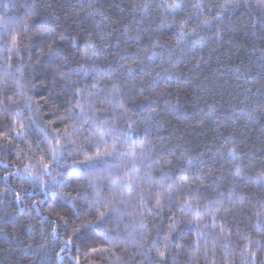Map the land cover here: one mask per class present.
Segmentation results:
<instances>
[{
  "label": "trees",
  "instance_id": "1",
  "mask_svg": "<svg viewBox=\"0 0 264 264\" xmlns=\"http://www.w3.org/2000/svg\"><path fill=\"white\" fill-rule=\"evenodd\" d=\"M130 3L132 0H0V28L7 21L23 18L29 5L35 8L32 23L36 25L27 36L21 38L20 56L23 57V64L13 55L10 61L12 69L7 77L2 69L8 53L0 49V106L7 104L9 98L20 100V89L14 83L18 78L24 85V91L35 102V108L44 117L43 122L55 121L52 126L63 129L59 118L67 115L65 108L68 105L58 97L62 85L54 82L58 76L55 65L50 63L53 58L42 55L47 52V45L52 41L39 26L50 24L54 38L58 35L66 37L64 41L57 40L53 47L58 56H67L70 66L75 67L84 63L82 55L87 43L96 44L98 48L101 46L100 35L111 33L107 41L109 44L124 39L125 22L131 26L133 21L128 7ZM234 3L250 4L251 11H229L227 28L220 29L223 39L215 40L216 33L213 30L210 33L213 39L207 47L202 51L197 49L195 53L190 52L177 69L170 70L172 79L158 86L153 81L158 80L157 74L162 76L163 72L147 61L146 57L151 55L152 50L146 46V39L139 46L130 45L127 54L143 61L145 68L151 72L150 76H143L137 71L134 78L129 79L126 71H120L118 65L121 63L134 68L130 59H119L120 55H125L123 44L119 53L105 54L107 59L102 64L106 71L117 73L111 80L102 81L101 86L105 89H110L113 82L121 84L125 91H135L140 87L146 90L155 88L151 97L152 107L149 109L152 112L151 123L155 126L149 135L151 145L155 146L152 159L159 160L161 164L170 159L171 164L164 171L174 179H182L181 174L184 173L198 184L200 181L195 178L202 176L201 192L209 196L215 195L218 185L219 191L227 195L234 183L232 175L236 163L245 169L243 175L253 179L264 173V25L257 23L253 27L251 19L253 15H260L261 0H234ZM89 12H104L112 21L104 33H98L95 27L104 17L89 16L86 14ZM135 19L140 20L141 17L136 15ZM157 23L159 19L153 17L145 22V27H155ZM129 34L134 35L135 29ZM73 41L77 43V48L72 47ZM174 42L175 38L171 34L161 40L165 45ZM213 49L216 51L213 52ZM156 63L159 64V61ZM17 69H22V76ZM24 115L31 116L33 111H25ZM9 128H5V131ZM88 134L85 129L73 139L84 143ZM228 137L233 138L239 147L242 159L236 163L227 156L222 159L217 156V151ZM39 138V133H28L31 153L19 139L13 138L11 145L0 142V161L18 164L15 153L20 149L29 156L33 153L36 157L43 156L36 145ZM44 147L46 145H41V148ZM173 152L175 156L170 155ZM87 154L93 155L94 152L90 150ZM198 160L201 162L199 166L190 170L188 162L195 164ZM44 161L50 162V157L44 156ZM71 163L69 159L60 168L66 180L69 177L65 168ZM20 166L22 169L23 165ZM12 171V168L0 167V226L6 232V235L0 233V264H72L66 253H60V248L69 238L77 249L71 255L79 256L80 264H113L110 253L91 254L82 243L92 235L95 238L89 242L90 247L110 248L107 240L94 233L76 235L72 231L84 219H95L88 215L87 205L80 201L88 191L82 181L71 179L63 187H54V194L49 197L39 187L17 176L5 180V173ZM153 175L158 179L159 169L154 168ZM15 192L21 193L20 200L15 199ZM69 193L71 202L76 205L75 209L65 203L64 197ZM239 196L243 197L244 205L221 221L231 232V252L237 258L233 264H239L238 257L248 240L264 244V227H256L254 208L264 203V188L248 184L241 187ZM225 207L230 205L225 204ZM173 213L179 225L182 217L175 205L159 211L153 208V216L144 221L148 228L145 235L150 239H162L169 232ZM44 217L48 219L44 220ZM65 223L71 224L67 231L63 227ZM109 227L113 228V225ZM53 228L56 229L55 233ZM120 231L123 234V225ZM191 242L190 235L176 239V247L171 249L168 264H190V253L178 249L188 248ZM114 251L121 256L122 264H155V252L145 257L141 254L142 248H129L127 253L120 249ZM216 260L217 264H224L222 252L218 251ZM199 264H205L203 258ZM258 264H264V253H258Z\"/></svg>",
  "mask_w": 264,
  "mask_h": 264
},
{
  "label": "snow or ice",
  "instance_id": "2",
  "mask_svg": "<svg viewBox=\"0 0 264 264\" xmlns=\"http://www.w3.org/2000/svg\"><path fill=\"white\" fill-rule=\"evenodd\" d=\"M128 7L131 9L133 21L131 26L125 22L126 31L122 34L124 39L117 40L116 44H109L107 41L111 33L100 35L101 46L98 48L96 44L87 43L82 55L84 63L75 67L70 66L67 56H58L53 47L57 40L64 41L66 37L58 35L54 38L50 24L39 26L52 41L47 45V52L42 55L53 58L50 63L55 65L58 76L54 82L62 85L58 97L68 105L65 108L67 115L59 118L60 124L64 125L63 129L53 127L56 122L52 120L44 123V117L35 108L32 97L24 91L20 79L14 80L20 89V100L9 98L7 104L0 106V142L11 145L13 138L19 139L31 153L32 145L28 143V133H39L40 138L36 140V145L43 152V156L36 157L35 153L29 156L20 149L15 153L18 164L0 161V167L13 169L12 172L5 173L4 179L17 176L39 187L49 197L54 194V187H63L71 179L82 181L88 191L80 201L87 205L88 215L95 219H84L72 231L76 235L94 233L107 240L110 248L90 247L89 242L95 238L92 235L82 243L91 254L110 253L113 264H122L121 256L116 255L114 250L120 249L127 253L129 248H142L141 254L145 257L155 252V264H168L171 249L176 247L175 240L183 239L186 235L191 236L192 242L188 248L181 247L178 251L190 253V264H199L201 258L205 264H217L218 251L222 252L224 264H233L237 258L231 252V232L221 221L231 215L233 210L244 205L243 197L239 196L242 186L254 184L264 188V173L254 179L243 175L245 169L236 163L242 159L239 147L233 138L228 137L217 151L219 158L227 156L236 163L232 175L234 183L226 196L219 191V185L215 195H203L202 176L195 178L200 181L198 184L184 173L181 174L182 179H174L164 171L171 164L170 159L164 160L163 164L152 159L155 146L151 145L149 135L155 126L151 123L152 112L149 109L152 107L151 97L155 88L146 90L140 87L135 91H125L121 84L113 82L110 89H105L101 86L102 81L111 80L117 73L106 71L102 64L107 59L105 54L119 53L123 44L125 55H120L119 59H130L134 68L121 63L118 65L120 71H126L129 79L134 78L137 71L143 73V76H150L151 72L145 68L143 61L127 54L130 45L139 46L146 39V46L152 50L151 55L146 57L147 61L163 72L162 76L158 73L159 79L153 81L158 86L172 79L170 70L177 69L190 52L195 53L197 49L202 51L207 47L213 39L210 35L213 30L216 33L215 40L223 39L220 29L227 28L229 11H251V5L234 3V0H142L140 3L132 0ZM259 9L260 15L251 17L253 27L257 23L264 25V0H261ZM34 12L35 8L29 5L23 18L7 21L0 28V49L8 53L2 69L5 77L12 69L10 61L13 55L23 64V57L20 56L21 38L27 36L31 28L36 26L32 23ZM86 14L104 17L95 25L98 33H104V29L112 23L104 12ZM136 15L141 19L136 20ZM153 17L159 19V23L155 27L146 28L145 22ZM134 29L135 34L130 35ZM161 33L165 35H159ZM168 34L175 38L171 45L161 43L162 39L168 38ZM72 47H78L75 41L72 42ZM65 68L68 70L65 71ZM17 71L23 75L22 69ZM25 111H33V115L25 116ZM5 128L9 130L5 131ZM85 129L89 134L84 143L73 139ZM41 145L46 147L41 148ZM90 150L94 152L93 155L87 154ZM170 155L175 156V152ZM44 156L50 157V162L46 163ZM69 159L72 163L65 168L69 177L66 180L60 168ZM200 163L199 160L195 164L189 161V169L195 170ZM154 168L159 169L158 179L153 175ZM15 199L20 200L21 193L15 192ZM64 200L75 209L76 205L71 202L70 193ZM225 204L230 207H225ZM173 205L182 217L179 222L182 226L178 225L173 213L167 235L162 239H150L146 236L148 228L144 221L153 216V208L159 211ZM254 208L256 227H264V203ZM77 217L79 218V213ZM47 219L48 217H44V220ZM125 220L128 222L125 223ZM110 224L113 228L109 227ZM121 225L123 234L120 231ZM63 227L67 231L71 224L65 223ZM52 231L55 233L56 229L53 228ZM0 233L6 235L3 226H0ZM74 250H77L76 246L69 238L60 248V253H66L72 264H80V257L71 255ZM258 253H264V244L248 240L241 249L239 264H258Z\"/></svg>",
  "mask_w": 264,
  "mask_h": 264
}]
</instances>
